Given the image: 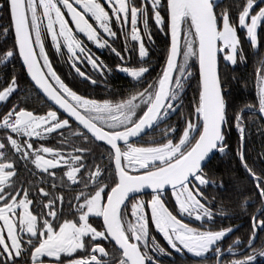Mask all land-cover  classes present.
Instances as JSON below:
<instances>
[{
  "label": "snow or ice",
  "instance_id": "obj_1",
  "mask_svg": "<svg viewBox=\"0 0 264 264\" xmlns=\"http://www.w3.org/2000/svg\"><path fill=\"white\" fill-rule=\"evenodd\" d=\"M155 33L165 38L158 71ZM0 37V69L12 66L0 77V264L264 258V139L249 147L253 127L264 138V0H0ZM49 49L88 88L107 90L116 71L133 83L80 92ZM249 62L250 77L235 74ZM33 94L39 108L27 103ZM161 125L159 139L143 140ZM223 158L237 162L227 202L206 191H228L210 166ZM144 189L150 200L137 198ZM241 216L249 233L232 239L240 226L222 221Z\"/></svg>",
  "mask_w": 264,
  "mask_h": 264
},
{
  "label": "flooded vegetation",
  "instance_id": "obj_2",
  "mask_svg": "<svg viewBox=\"0 0 264 264\" xmlns=\"http://www.w3.org/2000/svg\"><path fill=\"white\" fill-rule=\"evenodd\" d=\"M221 1H222L221 2L222 5H226V4L231 2V0H221ZM90 22H92V21H90ZM70 26L73 27V29H74V25H70ZM155 39H156V45L152 50V53H151L152 55L158 53L161 50L162 44H163L165 38L161 34L155 33ZM2 43H3V38L0 37V44H2ZM48 43L50 44V40L48 41ZM117 46L122 47V41ZM90 47H92L93 51L97 55H99L102 60H105L108 64L114 66L118 62L116 60V58L114 57V55L111 54L108 49L101 50V49L95 48V46H92V45H90ZM49 53H50V56L54 57V65L58 69V71L61 73V75L66 79L67 82L70 83L71 86H73L74 88H78L80 90V92H87L88 94H90L92 96L107 95L108 92H113V93L121 92V91L127 89L128 87H130L131 84L133 83L131 78L126 76L125 73L116 71V72H114V74H112L108 78L107 90L105 89V85L103 83H101V85L98 88H95V89L88 88L86 84L81 82V79L79 77L75 76V73L69 68V66L64 62V60H62L58 55L54 54V50L49 49ZM222 56H223V54H221L220 57L222 58ZM134 59L135 58H133V62H134ZM21 63L22 62L17 61L15 63V67L18 71L22 72L23 69L21 68ZM125 63H128V62H125ZM11 67L12 66L9 65V68L7 70L0 69V77L3 76L4 71H10ZM82 68L85 71H91L90 66H82ZM21 85L25 86L24 80H21ZM188 100H189V94L187 93L186 102ZM27 103H29V105L32 107H36V108L40 107V103L37 102V100L34 97V94H33V98L29 99L27 101ZM0 110H2V109H0ZM172 120L175 123L177 121V117H173ZM165 126L166 125H161V128L157 129L156 132L149 131V134L147 136H144L143 140L144 141H150L152 139H159L160 133ZM65 135L70 136V134L67 132H65ZM59 139H60L59 136L54 134L53 137L50 138L46 143L49 146H55L59 142ZM72 139L74 140V138H72ZM137 140H139V139H137ZM74 142L78 143V141H75V140H74ZM141 143H143V141H141ZM206 191L210 195L216 196L218 199L225 200V202H227V200H228L227 191H224V192L219 191L218 189L214 188L211 185L207 186ZM137 198L143 199L145 201L150 200L151 193L141 194ZM166 199L168 201L167 206L170 208V210H172V208L175 204V199H174V197H171L170 191H169V194L166 197ZM255 207H258V205L254 206V208ZM130 208H131V203L129 202V210H130ZM254 208H253V210H254ZM149 212H150V210H149ZM174 214H176V213L174 212ZM178 218H180V217L178 216ZM183 220H184V222H190V218H188L187 216H184ZM198 223L199 222L190 224V226H194V227L198 226ZM222 223L225 226H228V225H231L233 227H235L236 225L240 226L239 232H237L236 236L233 237L232 239H235L236 237H244L249 233L250 222H249L248 217L241 216V217L236 218V219L224 220V221H222ZM152 234L157 236V239L160 241L161 244H166V242L163 240V237L160 234L155 232L154 226H152ZM105 243H107V242H105ZM228 243H231V241L230 240L227 241L225 243V247H227ZM161 264H198V258H195L191 254H188L186 252L183 254V256L173 252L172 258L163 257L161 259ZM256 264H264V258L258 257Z\"/></svg>",
  "mask_w": 264,
  "mask_h": 264
},
{
  "label": "trees",
  "instance_id": "obj_3",
  "mask_svg": "<svg viewBox=\"0 0 264 264\" xmlns=\"http://www.w3.org/2000/svg\"><path fill=\"white\" fill-rule=\"evenodd\" d=\"M163 48H164V42L162 44L161 50L158 53L152 55L157 71L159 70L160 64L163 63V56L161 55ZM221 67H223L222 60H221ZM253 71H254V65L251 62H249L246 68L243 65H241L238 72L235 74L239 76L250 77ZM187 93L189 94V100H190L193 95V89L191 87L188 88ZM252 95L253 96L255 95L254 91L252 92ZM243 96L244 98L248 99L249 102L252 101V97L249 96L248 91H245L243 93ZM251 131H252V134L250 137L249 147L254 148L256 151H259L261 148L262 139L264 138H262L258 134L257 127H253ZM235 142H236V135H235V132H233L230 143H232L234 146ZM210 166L215 167L217 169V182H219V178L221 176L223 177L224 183L227 185V188H228V191H227L228 198L234 197V193L232 191L233 186H232L231 179H230L231 174L229 173V170L235 169L237 167V162L235 160H230L229 158H223L222 160L212 161Z\"/></svg>",
  "mask_w": 264,
  "mask_h": 264
},
{
  "label": "water",
  "instance_id": "obj_4",
  "mask_svg": "<svg viewBox=\"0 0 264 264\" xmlns=\"http://www.w3.org/2000/svg\"><path fill=\"white\" fill-rule=\"evenodd\" d=\"M221 54H223V53H221ZM221 54H220V56H221ZM137 139H139V138H134V140H137ZM144 193H151V189H144L141 194H144Z\"/></svg>",
  "mask_w": 264,
  "mask_h": 264
}]
</instances>
